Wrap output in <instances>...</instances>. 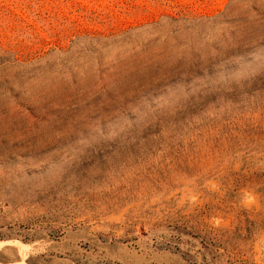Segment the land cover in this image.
<instances>
[{"label":"rangeland","instance_id":"1","mask_svg":"<svg viewBox=\"0 0 264 264\" xmlns=\"http://www.w3.org/2000/svg\"><path fill=\"white\" fill-rule=\"evenodd\" d=\"M0 264H264V0H0Z\"/></svg>","mask_w":264,"mask_h":264}]
</instances>
